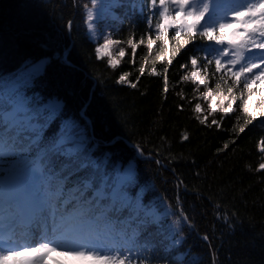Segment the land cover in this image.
<instances>
[{
  "label": "trees",
  "instance_id": "16d2710c",
  "mask_svg": "<svg viewBox=\"0 0 264 264\" xmlns=\"http://www.w3.org/2000/svg\"><path fill=\"white\" fill-rule=\"evenodd\" d=\"M89 1L0 0V176L37 163L50 206L89 223L83 235L97 231L103 241L124 235L130 244L123 249L144 264H264V98L256 100L264 85L252 86L249 113L256 119L249 123L240 100L247 98L243 83L229 94L232 82L214 75V64L202 71L203 58L216 56L208 50L214 42L182 33L189 43L180 46L170 29L165 45L153 30L159 11L154 14L148 0H139L141 11L120 0L109 23H102L118 42L113 68L109 57L97 56L87 34ZM162 45L163 60L157 58ZM192 57L211 89L207 99L205 86L184 79L194 70ZM218 92L229 96L223 106L231 102L234 111H223ZM17 95L33 109V133L9 129L1 118ZM51 100L56 110L42 109ZM72 127L86 129L87 143L61 154L66 146L59 140ZM129 164L131 173L120 174ZM122 196L129 205L120 206ZM163 203L182 236L176 247L165 236L167 218L144 216Z\"/></svg>",
  "mask_w": 264,
  "mask_h": 264
},
{
  "label": "snow or ice",
  "instance_id": "6c2138e0",
  "mask_svg": "<svg viewBox=\"0 0 264 264\" xmlns=\"http://www.w3.org/2000/svg\"><path fill=\"white\" fill-rule=\"evenodd\" d=\"M93 3H95V0H93ZM148 7L154 14L156 10L159 11L154 29L152 17L148 18V26L149 29L155 31L156 36L163 40L165 45L168 43L165 35L170 29H174L173 38L180 46L198 37L214 42L208 45V50L210 52L214 51L216 56L213 59L203 58L202 71L206 73L209 66L214 64V75L219 74L221 80H225V77L231 80L232 87L228 88L229 94L232 93L234 87L243 83L247 98L245 99L243 94L240 97L242 111L250 115L249 123L255 120V114L249 113V104L252 102L254 95L252 86L258 83L264 85V0H148ZM88 16L91 19V12L88 13ZM202 20L203 23H201ZM235 25L240 27L232 33L231 38L222 34L214 35L218 31L223 33L224 29L232 28ZM182 33L187 35L189 40H181ZM113 43L118 42L111 39L106 40L102 47L96 49V52L102 57L107 54L106 50ZM153 43L154 41L149 36L148 47L150 51ZM132 47L133 57H135L136 45L133 44ZM124 54V49L121 48L119 55L123 56ZM175 54L174 51L172 55L175 56ZM157 58L161 60L164 58L163 45ZM108 63L114 68L118 61L109 59ZM168 63L170 64L171 60ZM197 64L198 58L192 57L191 65L194 70L190 75L184 77L185 80L196 81L197 71L195 69ZM140 71L143 73L144 69L141 68ZM124 80L125 77L122 76L121 81ZM199 84L204 85L207 89L204 93L205 99L212 95L211 89H208L205 80L200 79ZM132 86L135 87V85ZM216 95L221 97V107H223L225 113L234 111L231 102L226 107L223 106V100H228L229 96H225L223 92H218ZM236 99V96H231L232 101ZM260 104L264 105V99L260 101ZM195 109L200 112L201 105L197 103ZM215 110V97H213L212 111ZM260 115L264 117V112H261ZM212 123L218 124V121L213 120ZM261 123H264V120ZM240 131L243 132L244 128H241ZM0 142H2V134H0ZM260 149L264 152V139L260 141ZM259 168L264 169V163H261ZM56 231L57 229L53 228L52 238H44L46 242L41 243L39 246H18L15 249L0 247V264H9L10 261H16V264H39L38 260H33L31 257L57 250L93 256L96 259L105 261L106 264H144L139 257L134 259L130 250H124L115 245L70 244L63 241L61 237L56 236ZM39 259L42 260L43 256L41 255Z\"/></svg>",
  "mask_w": 264,
  "mask_h": 264
},
{
  "label": "rangeland",
  "instance_id": "374dc122",
  "mask_svg": "<svg viewBox=\"0 0 264 264\" xmlns=\"http://www.w3.org/2000/svg\"><path fill=\"white\" fill-rule=\"evenodd\" d=\"M128 4L130 8H137L139 11H141V2L139 0H128ZM121 5L120 0H95V3H93V0L89 1V6H87L84 9L85 19H86V28H87V34L94 43H96V49L98 47H102L106 40L110 39L106 29L104 28L111 20V16L114 15V10L118 6ZM91 12V19H89L88 13ZM105 22V26H103L102 23ZM203 23V20L201 21ZM91 25V27H89ZM239 25H235L232 28H226L223 30L224 36L232 37V33L239 28ZM114 43L110 45V47L106 50L107 54L103 55L102 57H109L110 59L115 60L116 53L114 51V47H116ZM99 58H102L98 55ZM197 71V79L194 82L197 85L204 86L199 84V80L203 79L202 76L199 74V69H195ZM3 87V83L0 82V89ZM17 86H14L11 91H17ZM0 96H2L0 94ZM17 99H15L13 106L6 110L3 115L2 119H8V123L15 120V128L17 132H23L25 130H28V132H34L35 128L37 127L36 123L29 122V119L31 118L30 114L33 111V109L30 107V105L27 103L26 98H21L20 96H16ZM261 98H264V96L257 98L256 100H260ZM211 105H213V101L211 102ZM57 103L54 101H48V103L42 107L44 110L48 111H54L57 108ZM255 107V106H254ZM253 108V104H252ZM38 141V136H34L32 142L36 143ZM87 143V133L86 129L84 128H70L66 135L59 140V144H65L64 150L61 152V154H68V153H75L76 150H78L80 147L85 145ZM130 165V166H129ZM128 166H125L120 174L127 173L128 175L131 173V167L132 165L129 164ZM6 171V170H5ZM19 170H16L18 172ZM13 172V171H12ZM40 176V170L37 165H34L32 168L27 169L23 173L15 174V176H1L0 177V247H3L5 249L7 248H13L16 246V240L15 238H2V235L8 234L7 230L8 228H16L19 225L24 224V213L25 208H23L21 211H16L12 205V201H7L9 199L11 200H18L22 199V192H23V184L27 180H31L34 176L37 177L38 174ZM18 175V176H17ZM18 177V178H17ZM31 177V178H30ZM27 181V182H30ZM39 185V182H36L35 186L37 187ZM23 187V188H22ZM22 189V190H21ZM21 191V194L19 195ZM16 192V193H14ZM36 192V191H35ZM4 198L6 199V202H4ZM40 200H42V203L45 204V200L43 199L42 195H39L35 198V193L31 197V199L26 202V200L23 201V204H26L27 207L32 204V206L41 204ZM131 202L129 197L122 196L119 199V204L121 207H125L129 205ZM136 208H139L138 205H136ZM172 211L170 208L166 206L165 203L161 204L160 207H154L149 210H146L144 216L149 217L153 221L158 222L160 218H167L168 220V227L167 235V241L169 242V245L171 246H178L182 242V236L178 234L177 227L175 226L176 221L172 220L174 219V216H172ZM59 213H56L55 211L50 212L47 215L39 214L40 218L42 219L37 221V217L35 218L37 223L34 224V229H28L27 233H34V238L31 240L32 245L29 244V239H24V245L23 246H39L41 243L46 242L44 238L51 239L53 232L52 229L56 228L57 231L55 233L56 236L61 237L63 241L68 242L70 244H96V242L93 240H88L86 238H79L70 236L75 229L69 230V229H63L59 228L60 224L56 222L57 220H61L59 218ZM57 216V217H56ZM131 218L128 217L127 220H130ZM172 222V224L169 222ZM172 220V221H171ZM141 224H144V220H138ZM108 222V221H107ZM107 222L105 223V227H107ZM175 223V224H174ZM16 225V227H14ZM68 226V225H66ZM68 228V227H67ZM24 228H22L23 230ZM20 231V230H19ZM164 231V229H163ZM69 232V234L67 233ZM23 233V232H22ZM71 233V234H70ZM22 235V234H21ZM26 235V234H25ZM29 235V234H27ZM75 236V235H73ZM25 237V236H24ZM123 241L122 245L125 247L129 245L128 240H124V237L121 239ZM76 242V243H74ZM43 256V259L40 260L39 257ZM23 259V258H22ZM33 260H38L39 264H106L105 261L96 259L93 256L89 255H80L75 254L71 251H64V250H57V251H48L46 253H40L37 256L31 257ZM178 261L183 259V256L180 255L177 257ZM9 264H16V261H10Z\"/></svg>",
  "mask_w": 264,
  "mask_h": 264
},
{
  "label": "bare ground",
  "instance_id": "6f19581e",
  "mask_svg": "<svg viewBox=\"0 0 264 264\" xmlns=\"http://www.w3.org/2000/svg\"><path fill=\"white\" fill-rule=\"evenodd\" d=\"M35 180H36V177L34 176L33 178H31L30 182H33V183H34ZM28 214H29V212L27 211V212H26V215H28ZM27 221H28V220H26L25 223H26ZM26 237H27V239H29V235H27ZM22 239H24V236L21 237V238H19V239H18L19 242H16V243H17V244H21V243H23V240H22ZM31 242H32V241H31ZM29 244L32 245V243H30V242H29ZM20 246H21V245H20ZM17 247H18V246L14 247V249L17 248Z\"/></svg>",
  "mask_w": 264,
  "mask_h": 264
}]
</instances>
